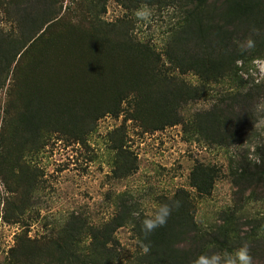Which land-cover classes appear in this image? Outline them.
Wrapping results in <instances>:
<instances>
[{"label":"trees","instance_id":"trees-1","mask_svg":"<svg viewBox=\"0 0 264 264\" xmlns=\"http://www.w3.org/2000/svg\"><path fill=\"white\" fill-rule=\"evenodd\" d=\"M118 1L130 9H175L178 18L170 23L164 53L135 38L133 21L107 22L99 0H73L64 14V0H0L11 27L0 25V178L12 194L4 203L5 220L20 222L32 205L29 196L38 185L26 155L39 153L55 138L84 142L100 118L120 114L124 100H132L136 118L148 131L183 122L188 135L218 145L249 135L254 102L264 85L247 89L244 73L264 59V0ZM248 39L255 42L251 49ZM180 72L197 74L201 84L190 85ZM226 81L236 89L220 93L209 110L183 119V102ZM121 138L114 139L113 148L116 170L125 176L134 161ZM258 152L260 163L246 154L237 160L235 205L221 212V222L212 229L200 228L192 196L180 189L160 201L173 206L167 224L145 238L141 226L149 213L137 212L123 192L110 219L94 224L72 213L49 236H19L4 264H117L115 234L125 226L139 244L129 264H194L200 255L245 245L253 264H264V214L245 213L252 200L264 201V148ZM219 172L216 165L198 164L192 186L208 194Z\"/></svg>","mask_w":264,"mask_h":264},{"label":"rangeland","instance_id":"rangeland-1","mask_svg":"<svg viewBox=\"0 0 264 264\" xmlns=\"http://www.w3.org/2000/svg\"><path fill=\"white\" fill-rule=\"evenodd\" d=\"M99 2L106 6L103 18L107 22L133 21L130 26L135 38L164 53L170 23L178 18L174 8L141 5L130 9L118 0ZM64 6L63 14L73 6V0H64ZM139 9L150 11L147 22L137 20L135 12ZM3 11L0 7V25L10 29ZM179 74L192 86L201 84L199 76L193 72ZM244 77L248 81L247 89L254 84L264 85V59L255 60ZM235 89V83L227 81L210 84L206 94L181 104L183 119L188 121L196 112L209 110L220 93ZM259 92L254 102L252 127L247 129L249 135L238 143L218 145L193 138L186 133L183 122L159 130H145L129 99L124 100L118 116L108 114L100 118L84 142L55 138L39 153L26 155L25 164L35 172L38 186L29 196L32 205L20 222L12 223L3 217L4 203L12 194L0 178V264L10 257L19 236L32 239L49 236L64 226L72 213L82 215L94 224L110 219L116 209L114 201L123 192L130 195L137 212L150 214L161 206V200L184 189L193 198L197 224L204 230L212 229L221 222V212L235 205L233 169L237 160L246 154L249 160L261 162L258 148H264V86ZM4 98L3 92L2 100ZM120 136L125 151L134 161L133 170L125 176H119L116 170L117 150L113 148L114 139ZM198 164L220 168L219 176L206 195L199 193L191 183L193 170ZM245 213L252 216L264 214V201L252 200ZM115 235L119 241L116 263L129 264L139 246L135 233L130 226H125Z\"/></svg>","mask_w":264,"mask_h":264},{"label":"clouds","instance_id":"clouds-1","mask_svg":"<svg viewBox=\"0 0 264 264\" xmlns=\"http://www.w3.org/2000/svg\"><path fill=\"white\" fill-rule=\"evenodd\" d=\"M135 16L138 21L147 22L150 19L151 13L147 9H139L135 12ZM254 44L255 42L252 39H248L246 48L251 49L254 47ZM241 50H245V45H241ZM175 206L178 207L179 203L177 202ZM172 207V205L163 204L152 213L146 215L141 226L145 238L156 229L167 224L172 213ZM143 251L145 253L149 251V246L147 244L143 245ZM194 264H253V257L250 254L249 248L245 245L232 252L225 250L212 255H200Z\"/></svg>","mask_w":264,"mask_h":264}]
</instances>
